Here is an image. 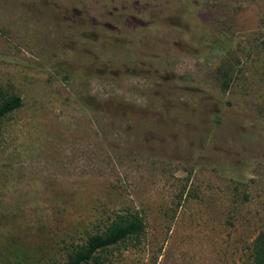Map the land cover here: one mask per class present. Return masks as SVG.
Wrapping results in <instances>:
<instances>
[{
	"label": "rangeland",
	"instance_id": "obj_1",
	"mask_svg": "<svg viewBox=\"0 0 264 264\" xmlns=\"http://www.w3.org/2000/svg\"><path fill=\"white\" fill-rule=\"evenodd\" d=\"M264 0H0V264H251L264 231ZM228 71L223 89L218 70Z\"/></svg>",
	"mask_w": 264,
	"mask_h": 264
},
{
	"label": "trees",
	"instance_id": "obj_2",
	"mask_svg": "<svg viewBox=\"0 0 264 264\" xmlns=\"http://www.w3.org/2000/svg\"><path fill=\"white\" fill-rule=\"evenodd\" d=\"M264 47V40H262ZM218 77L225 90L229 86L228 71L219 69ZM23 105L20 94L0 87V120ZM144 216L129 207L113 211L100 231L88 233L83 241L72 244L60 264H105L110 249L129 240L138 241L145 232ZM251 264H264V231L258 232L250 246Z\"/></svg>",
	"mask_w": 264,
	"mask_h": 264
}]
</instances>
